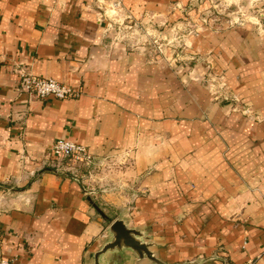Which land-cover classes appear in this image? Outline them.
Instances as JSON below:
<instances>
[{
    "label": "crops",
    "instance_id": "obj_1",
    "mask_svg": "<svg viewBox=\"0 0 264 264\" xmlns=\"http://www.w3.org/2000/svg\"><path fill=\"white\" fill-rule=\"evenodd\" d=\"M177 1L121 0V9ZM110 5L0 0V260L95 264L110 220L122 217L166 264H264V33L234 26L197 47L215 54L247 116L115 42ZM19 67L78 95L19 92ZM60 139L87 146L96 164L122 153L125 169L92 185L86 168L75 177L52 154ZM117 264L151 262L125 250Z\"/></svg>",
    "mask_w": 264,
    "mask_h": 264
},
{
    "label": "rangeland",
    "instance_id": "obj_2",
    "mask_svg": "<svg viewBox=\"0 0 264 264\" xmlns=\"http://www.w3.org/2000/svg\"><path fill=\"white\" fill-rule=\"evenodd\" d=\"M101 1L111 3L109 14L115 22V42L142 48L149 58L172 67L184 86L200 84L215 102L227 103L229 112L249 115L248 107L238 106L239 98L233 93L215 54L204 53L197 47L201 46L202 36L234 26L248 24L255 26L258 34H263L264 0H179L165 11L146 10L138 15L122 11V5L114 6L121 0ZM127 159L117 152L105 156L93 168L89 183L107 182V175L114 174L116 170L120 172ZM109 186H94L88 190L95 192L94 189L102 190ZM101 206L105 207L104 204ZM114 220H110V224Z\"/></svg>",
    "mask_w": 264,
    "mask_h": 264
},
{
    "label": "built area",
    "instance_id": "obj_3",
    "mask_svg": "<svg viewBox=\"0 0 264 264\" xmlns=\"http://www.w3.org/2000/svg\"><path fill=\"white\" fill-rule=\"evenodd\" d=\"M120 1L114 3V6L120 7ZM18 73L17 90L25 91L36 98L54 97L57 99L74 98L78 92L54 79L49 77L37 76L28 72L23 67L16 69ZM52 154L59 160L67 161L72 174L79 176L78 169L86 168L89 173L96 166L94 156L89 152L87 146L76 143L69 139H60L54 142L51 148ZM89 193H93L90 191ZM0 264H18L14 259L2 258Z\"/></svg>",
    "mask_w": 264,
    "mask_h": 264
},
{
    "label": "water",
    "instance_id": "obj_4",
    "mask_svg": "<svg viewBox=\"0 0 264 264\" xmlns=\"http://www.w3.org/2000/svg\"><path fill=\"white\" fill-rule=\"evenodd\" d=\"M94 206L101 212L96 203ZM151 241V236L137 228L129 227L124 218H116L108 227L106 242L94 255L95 264H107L110 255L109 264H117L121 262L125 250L132 251L139 259L147 258L151 264H166L153 251L155 245Z\"/></svg>",
    "mask_w": 264,
    "mask_h": 264
}]
</instances>
